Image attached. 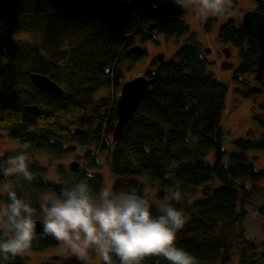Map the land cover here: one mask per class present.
Returning <instances> with one entry per match:
<instances>
[{
  "label": "trees",
  "instance_id": "obj_1",
  "mask_svg": "<svg viewBox=\"0 0 264 264\" xmlns=\"http://www.w3.org/2000/svg\"><path fill=\"white\" fill-rule=\"evenodd\" d=\"M183 15L174 0H0V130L21 145L29 144L26 155L67 156L76 148L70 144L109 148L105 135H113L117 121L114 91L125 81L124 70L144 54L132 53L130 47L138 39L141 43L153 40L149 26L154 22V29L167 38L189 35ZM211 22L208 19L207 29ZM218 40L237 48L241 73L257 71L264 63V0L258 1L241 25L232 20L223 24ZM32 73L48 75L63 85V95L34 86ZM144 76L149 81L146 95L121 135L116 140L112 136L110 171L118 178L112 189L134 188L145 197L146 183L141 178L148 177L158 183L159 196L164 197L167 189L175 190V183L168 179L174 177L183 199L168 202L186 217L184 228L177 232L178 247L194 255L198 264H264V244L248 240L244 227L247 206L256 197L262 198L256 210L264 219V186L260 185L264 172L256 170L247 155L264 152V137L235 139L230 152L223 148L221 124L228 87L207 72V60L197 45H182L173 60H154ZM104 88L111 91L94 100ZM29 104L40 106V112L32 114L26 108ZM260 123L264 126V120ZM20 149L6 153L0 162ZM211 152L214 157L209 162L205 157ZM29 160L36 179L29 183L14 177L13 186L18 184V195L27 194L38 210L42 193L60 196L58 179L68 174L83 178L100 165L93 159L83 168L58 167V178L49 181L46 168ZM94 176L90 183L99 191L104 180ZM6 179L0 172V185ZM151 205L153 215H158V205ZM42 215L38 211L34 219ZM36 232L33 250L59 244L45 236L43 228ZM9 264L25 263L18 256ZM42 264L82 262L55 256ZM142 264L169 262L151 257Z\"/></svg>",
  "mask_w": 264,
  "mask_h": 264
},
{
  "label": "clouds",
  "instance_id": "obj_2",
  "mask_svg": "<svg viewBox=\"0 0 264 264\" xmlns=\"http://www.w3.org/2000/svg\"><path fill=\"white\" fill-rule=\"evenodd\" d=\"M185 10L192 9L200 17H223L233 7V0H174ZM25 143L13 156L0 162L4 177H22L31 183L36 174L30 170ZM169 199L181 202L179 181ZM94 173L83 178L68 174L56 181L61 185L59 197H45L39 210L27 194L18 195L15 185L7 188V203L0 208V264H9L26 254L37 237L34 217L42 212L43 234L62 245V252L90 264L95 253L103 264H142L145 258L162 257L169 264H198L197 258L177 246V232L184 228L182 209L165 201L153 215L150 201L136 189L114 191L104 186L94 191L90 181Z\"/></svg>",
  "mask_w": 264,
  "mask_h": 264
},
{
  "label": "rangeland",
  "instance_id": "obj_3",
  "mask_svg": "<svg viewBox=\"0 0 264 264\" xmlns=\"http://www.w3.org/2000/svg\"><path fill=\"white\" fill-rule=\"evenodd\" d=\"M164 1L166 0H156V3ZM257 3V0H233V7L223 17H200L192 9L185 10L181 8L184 11L183 20L190 28L189 35L178 38H167L164 34L153 29V40L144 43H141L139 39L135 41L133 44L141 45L144 49V54L128 69L124 70L125 80L144 75L152 67V63L156 60L158 53L163 52L165 55L164 60L170 61L175 58V52L179 47L186 43H193L199 47L201 54L207 60V72L215 80L226 84L228 87L221 124L225 131L223 148L228 152L234 150L233 141L235 139L248 137L253 140H259L263 138L264 126L260 123V120H264V63L260 65L257 71L243 74L238 70L240 61L237 48L232 47L230 44L220 43L218 40V32L223 24L232 20L235 24L241 25L246 15L256 10ZM208 19H212V22L207 29L206 24ZM191 35L194 36V41L190 40ZM18 37L29 38L30 36L19 34ZM224 48H228L230 51L229 57L223 52ZM225 65L228 68H224ZM61 86L64 88L63 85ZM254 90L256 91L254 92ZM110 91L108 88L102 89L94 95V100L97 101L101 97L107 96ZM120 92L121 86L118 90L114 91L117 98ZM112 136V133L105 135L109 148L104 150L96 144L87 146L70 144V146L75 145L76 148L67 156L52 157L43 152H27L26 156L29 159L38 161L46 168L45 176L49 181H55L58 178V167L70 169L69 163L74 161L78 163L77 167L83 168L93 159H97L100 165L97 168L89 169V171L101 175L104 180V186L112 188L118 179L110 171L111 155L109 152L113 146ZM21 146V143L18 140L12 139L6 130H0V158L8 152L21 148ZM89 153L91 154L86 157ZM247 155L256 170L264 172V152L252 151L248 152ZM213 157L214 154L211 152L205 159L212 162ZM141 180L146 183L144 195L151 204L159 205L162 202L170 200L169 194L172 192L170 189H167L166 195L161 197L159 196L160 188L157 182H151L148 177H143ZM13 181L14 177H7L5 183L0 185V208L6 204L5 196L7 195V188L13 186ZM260 185L264 186V181H261ZM40 196L41 199L45 197H58L56 194L50 192L42 193ZM262 202L261 197H256L250 201V204L247 206L248 214L244 222L245 237L257 244H264V219L256 210V206ZM55 256L76 258L62 252V245L60 243L39 251L31 248L26 254L19 257L24 260L25 264H42ZM91 257L90 264L102 263L94 252L91 253Z\"/></svg>",
  "mask_w": 264,
  "mask_h": 264
},
{
  "label": "water",
  "instance_id": "obj_4",
  "mask_svg": "<svg viewBox=\"0 0 264 264\" xmlns=\"http://www.w3.org/2000/svg\"><path fill=\"white\" fill-rule=\"evenodd\" d=\"M261 1V0H257ZM157 24L154 22L150 24L149 28L154 29L156 28ZM143 51L141 45L135 44L130 47V52L135 54H140ZM223 52L227 57L230 56V51L228 48H224ZM165 58L163 52H160L156 56L157 62H162ZM31 81L34 86L39 89L50 91L57 95H63L64 89L60 86V84L53 79H51L48 75L41 74V73H32L31 74ZM149 88V81L144 76H136L134 78L125 80L121 85V94L118 96L115 105V111L117 115V121L115 124L114 132H113V139L116 140L122 133L124 127L131 119L133 113L135 112L136 108L138 107L139 103L146 95ZM27 110L30 111L32 114H38L41 110L40 106L37 104H29L26 106ZM76 132L82 133L83 130L76 129ZM77 162H70L69 168L74 170L77 167ZM37 229L43 228L42 220L37 219ZM262 259L264 261V250L261 253Z\"/></svg>",
  "mask_w": 264,
  "mask_h": 264
},
{
  "label": "bare ground",
  "instance_id": "obj_5",
  "mask_svg": "<svg viewBox=\"0 0 264 264\" xmlns=\"http://www.w3.org/2000/svg\"><path fill=\"white\" fill-rule=\"evenodd\" d=\"M61 86V85H60ZM62 87V86H61ZM63 88V87H62ZM64 89V88H63Z\"/></svg>",
  "mask_w": 264,
  "mask_h": 264
},
{
  "label": "flooded vegetation",
  "instance_id": "obj_6",
  "mask_svg": "<svg viewBox=\"0 0 264 264\" xmlns=\"http://www.w3.org/2000/svg\"><path fill=\"white\" fill-rule=\"evenodd\" d=\"M143 51H144V49H143Z\"/></svg>",
  "mask_w": 264,
  "mask_h": 264
}]
</instances>
